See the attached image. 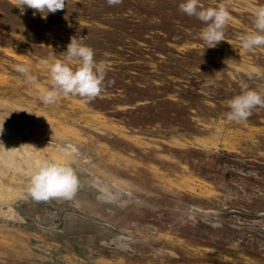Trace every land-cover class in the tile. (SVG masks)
<instances>
[{"label":"rangeland","instance_id":"1","mask_svg":"<svg viewBox=\"0 0 264 264\" xmlns=\"http://www.w3.org/2000/svg\"><path fill=\"white\" fill-rule=\"evenodd\" d=\"M183 2L66 0L43 19L0 0V264H264V107L227 119L235 96L264 97V46L241 47L264 0H225L215 47ZM72 38L102 91L44 104L50 66H79ZM43 161L73 168L71 200L31 198Z\"/></svg>","mask_w":264,"mask_h":264},{"label":"clouds","instance_id":"2","mask_svg":"<svg viewBox=\"0 0 264 264\" xmlns=\"http://www.w3.org/2000/svg\"><path fill=\"white\" fill-rule=\"evenodd\" d=\"M120 3L122 0H107L109 6ZM65 5L66 0H18L21 13L25 8H30L34 10V14L39 12L43 19L47 18L48 13L63 10ZM179 8L184 14L195 16L206 24L200 35L209 47H215L225 40L224 29L231 20L225 0H220L217 7L203 10L199 8V0H184ZM254 25L257 31L241 38V47L244 49L264 46V6L256 10ZM66 52L67 60H78L79 66L73 70L61 60H56L50 66L52 87L41 94L44 104L54 103L61 94L64 96L71 94L90 101L102 91L106 72L104 65L94 60V50L72 38ZM18 71L26 73L28 69L18 66ZM257 106L264 107V97L254 90L244 91L229 101L230 111L227 113V119L235 122L246 120L251 116V110ZM2 132L3 126L0 127V134ZM78 183L72 167L54 161H43L36 166L31 175L29 195L35 201H48L52 198L71 200L77 191Z\"/></svg>","mask_w":264,"mask_h":264}]
</instances>
